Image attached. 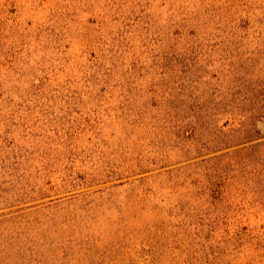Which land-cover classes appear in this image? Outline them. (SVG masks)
Segmentation results:
<instances>
[{"label":"rangeland","instance_id":"1","mask_svg":"<svg viewBox=\"0 0 264 264\" xmlns=\"http://www.w3.org/2000/svg\"><path fill=\"white\" fill-rule=\"evenodd\" d=\"M0 264H264V0H0Z\"/></svg>","mask_w":264,"mask_h":264},{"label":"trees","instance_id":"2","mask_svg":"<svg viewBox=\"0 0 264 264\" xmlns=\"http://www.w3.org/2000/svg\"><path fill=\"white\" fill-rule=\"evenodd\" d=\"M243 162V161H242Z\"/></svg>","mask_w":264,"mask_h":264}]
</instances>
